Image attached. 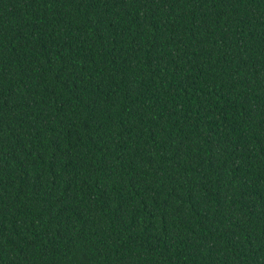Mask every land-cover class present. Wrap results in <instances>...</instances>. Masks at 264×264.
Returning a JSON list of instances; mask_svg holds the SVG:
<instances>
[{"label":"trees","instance_id":"1","mask_svg":"<svg viewBox=\"0 0 264 264\" xmlns=\"http://www.w3.org/2000/svg\"><path fill=\"white\" fill-rule=\"evenodd\" d=\"M0 264H264V0H0Z\"/></svg>","mask_w":264,"mask_h":264}]
</instances>
